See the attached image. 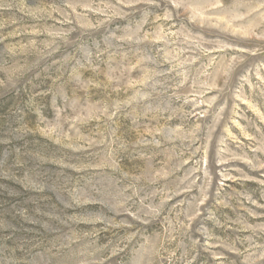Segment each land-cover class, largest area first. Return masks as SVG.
I'll return each instance as SVG.
<instances>
[{
  "label": "rangeland",
  "instance_id": "374dc122",
  "mask_svg": "<svg viewBox=\"0 0 264 264\" xmlns=\"http://www.w3.org/2000/svg\"><path fill=\"white\" fill-rule=\"evenodd\" d=\"M0 264H264V0H0Z\"/></svg>",
  "mask_w": 264,
  "mask_h": 264
}]
</instances>
